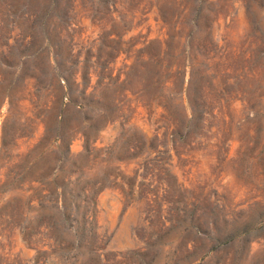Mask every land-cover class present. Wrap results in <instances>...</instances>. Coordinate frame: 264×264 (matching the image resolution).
<instances>
[{
	"label": "rangeland",
	"instance_id": "rangeland-1",
	"mask_svg": "<svg viewBox=\"0 0 264 264\" xmlns=\"http://www.w3.org/2000/svg\"><path fill=\"white\" fill-rule=\"evenodd\" d=\"M43 220L108 264H264V0H0V264Z\"/></svg>",
	"mask_w": 264,
	"mask_h": 264
},
{
	"label": "trees",
	"instance_id": "trees-1",
	"mask_svg": "<svg viewBox=\"0 0 264 264\" xmlns=\"http://www.w3.org/2000/svg\"><path fill=\"white\" fill-rule=\"evenodd\" d=\"M54 2L55 0H52V3ZM10 5L11 15L12 13L16 14L17 12L14 8L15 4L11 2ZM32 15L33 14L28 12V10L22 11L23 17L29 16L31 18ZM181 95H183V93ZM179 130L180 128L178 127V125H175L171 132L169 126L167 132L170 133L172 136H176L179 135ZM41 201L43 203V206L44 204H46V202L56 204L62 216L64 217V220L66 221V223L69 224L70 227H74L75 223V216L73 215L71 210L72 201H78L77 208L81 207L84 209V221L86 224L91 223V218H95V211L97 207L96 205L98 202L97 197L90 194H84L82 196L76 197H70L66 194H59L57 196H43V198H41ZM54 227L55 223L52 220L42 221L39 232L40 240H38L36 244L39 263L57 264V260L61 258L68 262H70L71 259L77 260L76 262H78V260H80L78 252L87 243H90L92 247V252L94 253V259L89 264L109 263L108 260L106 258H103L102 256L103 251L102 247L99 244L101 240H78V243L76 244L68 243L64 240H52L51 235L53 233Z\"/></svg>",
	"mask_w": 264,
	"mask_h": 264
}]
</instances>
